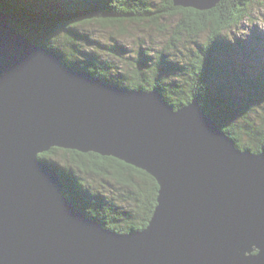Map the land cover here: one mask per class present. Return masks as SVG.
Returning a JSON list of instances; mask_svg holds the SVG:
<instances>
[{
	"label": "water",
	"instance_id": "obj_1",
	"mask_svg": "<svg viewBox=\"0 0 264 264\" xmlns=\"http://www.w3.org/2000/svg\"><path fill=\"white\" fill-rule=\"evenodd\" d=\"M9 20L0 12V264H264V154L238 150L197 101L175 110L74 70ZM52 148L149 174L147 226L118 234L79 211L38 158Z\"/></svg>",
	"mask_w": 264,
	"mask_h": 264
},
{
	"label": "trees",
	"instance_id": "obj_2",
	"mask_svg": "<svg viewBox=\"0 0 264 264\" xmlns=\"http://www.w3.org/2000/svg\"><path fill=\"white\" fill-rule=\"evenodd\" d=\"M255 1L222 0L211 11L199 12L175 7L173 0H0V12L33 44L57 52L66 66L88 71L112 86L156 90L175 110L195 100L238 150L264 154V65L254 68L246 59H235L242 42L233 44L227 33L249 16ZM171 19L175 24L166 49L157 56L139 49L129 65L130 76L125 75L127 83L108 78L113 67L107 62L83 56L88 39L80 34V26L98 24L124 35L128 25L162 27L161 21ZM58 38L61 46L54 44ZM181 42L190 44L187 54L169 58L165 51ZM58 153L65 165L55 161ZM38 158L56 168L63 193L76 208L104 228L126 234L147 226L158 185L146 172L112 157L58 148ZM89 176L105 181L103 189L86 186Z\"/></svg>",
	"mask_w": 264,
	"mask_h": 264
},
{
	"label": "rangeland",
	"instance_id": "obj_3",
	"mask_svg": "<svg viewBox=\"0 0 264 264\" xmlns=\"http://www.w3.org/2000/svg\"><path fill=\"white\" fill-rule=\"evenodd\" d=\"M160 24L162 27L149 24H131L127 26L124 35L115 29L101 28L98 24L84 25L82 28L80 26V34L88 39L83 47V56L85 58L97 56L98 59L107 62L113 67L108 78L123 79L127 83L128 80L125 79V75L130 76L129 65L136 58L139 49H148L151 56H157V52L166 49L175 19L163 20ZM227 33L233 44H238L237 40L242 42V48H239L242 54L239 51L236 52L235 59H246L254 68H257L258 65H264V0L252 3L249 16L233 25ZM61 38L56 39L55 43H51L61 46L63 44ZM189 46V43L181 42L172 50L165 52L169 54V58L179 60L187 54ZM108 48L118 51L120 56L115 55L116 52L109 51ZM239 53L241 57L238 55ZM239 57L241 59H238ZM61 154L58 153L54 159L58 164L65 165L66 161L61 157ZM85 180V185L92 190H102L105 184V181L96 176H89Z\"/></svg>",
	"mask_w": 264,
	"mask_h": 264
}]
</instances>
